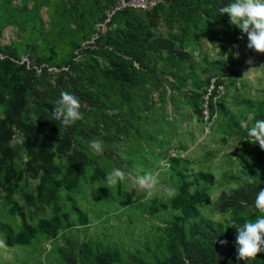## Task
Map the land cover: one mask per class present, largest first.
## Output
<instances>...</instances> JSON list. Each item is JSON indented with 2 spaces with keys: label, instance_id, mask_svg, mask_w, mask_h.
Here are the masks:
<instances>
[{
  "label": "rangeland",
  "instance_id": "1",
  "mask_svg": "<svg viewBox=\"0 0 264 264\" xmlns=\"http://www.w3.org/2000/svg\"><path fill=\"white\" fill-rule=\"evenodd\" d=\"M157 2L165 1L0 0V60L10 56L14 62H26L29 68L41 65L44 70L39 69L36 75L17 72L28 92L34 90L38 102L54 107L61 90L71 91L82 104L83 118L76 121L77 125L86 132L96 126L103 128V138L84 134L73 141L89 165L83 169L76 188L59 194L60 214L68 215L71 227L55 240L39 237L24 248L0 246L1 264H61L57 250L73 240L98 242L125 257L153 253L167 216L158 211V204L172 196L167 194V187L176 190L177 177L170 169L174 150L181 151V156L174 158L180 160L179 169L186 174L202 171L213 175L212 202L223 190L235 188L236 178L248 175L257 148L235 133L234 122L239 120L242 135L247 134L256 106L264 104V53L248 48L247 36L242 32L246 43L237 42L230 21L208 23L200 17L191 26L181 14L172 17L167 2L163 10L154 11ZM113 15L110 28L100 23ZM115 30L133 31L149 41L168 42L170 35L176 34L174 52H183L186 61L182 66L177 61L171 64L176 53L142 49L144 57L141 64L133 65L131 83L122 86L107 73L108 55H119L106 39L108 35L115 39ZM96 33L102 34L97 46ZM68 64L77 74L67 70ZM69 75L76 79L75 85ZM207 78L224 85L209 133L204 132L205 125L195 113V104L200 105L201 100L197 95H202ZM88 94L95 105L84 99ZM28 104L25 116L34 121L35 106ZM7 138L14 147L20 144L15 135ZM93 139L103 141L101 156L88 148ZM68 146L64 145L62 158L56 159L59 166L65 164ZM21 160L13 200L26 207L23 195L35 193L38 174L24 169V153ZM95 166L103 170L105 177L118 167L125 172V180L115 186L108 185L105 178L93 180ZM145 173L157 177L159 183L154 188L138 185L137 177ZM8 210L9 206L0 200V222H8L18 230L19 217ZM52 213L50 206H44L30 222L50 218ZM203 213L220 221L217 211L205 208ZM79 214L87 218L85 224L79 223ZM151 253L146 260H153Z\"/></svg>",
  "mask_w": 264,
  "mask_h": 264
},
{
  "label": "trees",
  "instance_id": "2",
  "mask_svg": "<svg viewBox=\"0 0 264 264\" xmlns=\"http://www.w3.org/2000/svg\"><path fill=\"white\" fill-rule=\"evenodd\" d=\"M163 1L167 2L172 17L181 14L191 26H194L195 19L200 17L206 18L208 23L215 21L222 24L229 21L227 14H220L218 11L229 0ZM165 2H157L153 10H163ZM124 12L125 10L115 15ZM115 15L109 20L110 22L102 20L100 23L110 28ZM232 27L236 30V41L243 40V34L239 33L241 30L234 25ZM113 34L117 39L108 35L107 44L119 52V55L112 57L108 55L107 73L113 81H118L122 86L127 82L131 83L132 71L135 70L133 65L141 64L144 57L142 49L157 52L166 50L169 55L176 53L170 60L171 64L177 61L178 65L182 66L186 61L183 52H174L176 34H171L168 42L149 41L133 31L115 30ZM101 39L102 34L96 33L95 46L101 42ZM243 41L246 43L245 40ZM99 48L103 49L105 46L99 45ZM66 68L71 73L77 74L75 67H70L68 64ZM39 69L41 72L44 70L41 65L29 68L26 62H14L10 56L4 61L0 60V200L9 206L8 212L12 216L19 217L20 220L18 230L8 222H0V240L4 242V247L11 249L27 247L39 237L55 240L61 231L71 227L68 215L60 214L57 203L59 194L62 190L72 191L76 188L83 169L89 165L88 160L73 141L84 134L103 138L101 132L103 128L99 126L86 132L77 123L67 128L61 125L51 115L53 107L38 102L37 93L34 90L28 92L26 85L16 76L18 71L36 75ZM69 79L73 85L77 82L71 75ZM206 84L207 82L204 87ZM201 96L197 95L198 98ZM84 99L95 105L89 94ZM29 102L35 106L34 121L25 116ZM210 107L211 114L215 113L216 104L210 102ZM256 107L252 124L256 119H264V104H258ZM195 113L201 119L199 104H195ZM234 124L237 126L235 133L242 140L245 139L247 143L252 144L250 139L246 140L247 134L242 135L240 121L237 120ZM10 134L20 139L17 147H14L7 138ZM66 143L69 144L68 155L65 164L59 166L56 159L62 158ZM254 146L257 148V154L252 162V168L247 170V176H252L254 183L247 184L245 178L238 177L236 187L227 192L223 190L215 202H212L210 195V188L215 184L213 175L202 171L188 175L184 170L179 169V159H170V169L177 177V185L175 193L165 203L158 204V211L167 213V216L160 228L161 233L157 237L153 253L148 252L152 254L153 260L145 259L148 254L146 252L129 254L125 257L118 250L104 248L98 242L73 240L67 241L58 248L61 264H264V253H258L254 259L238 258L236 229L232 226L228 227L226 223L228 219H234L237 224H243L246 220H254L257 215L253 203L256 192L264 187V149H261L258 143H254ZM21 153L26 155L24 169L35 170L38 174L35 193L23 195L26 207L19 206L13 200L14 182L19 162L22 161ZM91 177L93 180H100L105 178V174L100 167L95 166ZM44 206H50L53 215L50 218L39 217L35 223H31L33 214L36 215L37 211L43 210ZM205 208L219 212L220 221L205 216L203 213ZM25 209L28 210L27 214ZM78 221L85 224L87 218L79 214ZM147 246L146 250L151 251Z\"/></svg>",
  "mask_w": 264,
  "mask_h": 264
},
{
  "label": "clouds",
  "instance_id": "3",
  "mask_svg": "<svg viewBox=\"0 0 264 264\" xmlns=\"http://www.w3.org/2000/svg\"><path fill=\"white\" fill-rule=\"evenodd\" d=\"M220 14H227L232 25L241 30L247 36V47L256 52L264 53V0H229L218 9ZM82 104L77 95L71 91L61 90L51 115L64 127H69L83 118ZM247 138L250 143H258L264 149V119H256L247 129ZM249 139H246L249 141ZM88 148L96 155L104 152L103 141L93 139ZM125 172L118 168H112L106 175L108 185H118L125 180ZM247 184L254 183L252 176L245 177ZM137 183L141 188H154L158 183L156 176L145 173L137 177ZM169 196L175 193V189L167 187ZM253 207L257 212L254 220H246L243 224H237L234 219L226 221L228 227L236 229V245L238 258H256L258 253H264V187L256 192ZM4 242L0 240V246Z\"/></svg>",
  "mask_w": 264,
  "mask_h": 264
},
{
  "label": "built area",
  "instance_id": "4",
  "mask_svg": "<svg viewBox=\"0 0 264 264\" xmlns=\"http://www.w3.org/2000/svg\"><path fill=\"white\" fill-rule=\"evenodd\" d=\"M224 93V85L219 81H216L215 78H211L209 82L206 84L201 100L199 109L201 111V120L203 121L204 132H210V125L215 119V113L211 114L210 102L216 104L217 99ZM181 151L174 150L171 152V158L181 156Z\"/></svg>",
  "mask_w": 264,
  "mask_h": 264
}]
</instances>
